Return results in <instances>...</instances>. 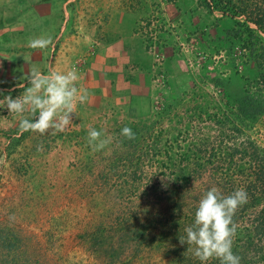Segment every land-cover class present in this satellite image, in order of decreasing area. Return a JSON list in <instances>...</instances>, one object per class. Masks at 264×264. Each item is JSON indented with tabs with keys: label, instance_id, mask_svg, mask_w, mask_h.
<instances>
[{
	"label": "rangeland",
	"instance_id": "obj_1",
	"mask_svg": "<svg viewBox=\"0 0 264 264\" xmlns=\"http://www.w3.org/2000/svg\"><path fill=\"white\" fill-rule=\"evenodd\" d=\"M123 2L126 63L107 87L86 78V53L72 56L99 32L68 33L61 73L75 69L88 100L64 131L21 133L0 108V264H201L180 238L212 186L247 190L232 251L264 264V0ZM90 128L111 143L94 151Z\"/></svg>",
	"mask_w": 264,
	"mask_h": 264
},
{
	"label": "crops",
	"instance_id": "obj_2",
	"mask_svg": "<svg viewBox=\"0 0 264 264\" xmlns=\"http://www.w3.org/2000/svg\"><path fill=\"white\" fill-rule=\"evenodd\" d=\"M125 5L128 3L123 0H0V94L29 87L26 77L32 69L41 73L64 71L71 57V52L66 58L64 53L68 50L65 45L73 38L68 37L73 23L99 32L92 45L85 36L72 46V56L86 53V78L104 81L107 87L110 69L117 67L121 72L126 63L124 32H130L132 24L125 17L133 18L134 14L125 12ZM41 36H51L53 46H28L30 39ZM133 42L134 50L129 56L140 64L141 47L135 39ZM92 46L93 52L89 51Z\"/></svg>",
	"mask_w": 264,
	"mask_h": 264
},
{
	"label": "clouds",
	"instance_id": "obj_3",
	"mask_svg": "<svg viewBox=\"0 0 264 264\" xmlns=\"http://www.w3.org/2000/svg\"><path fill=\"white\" fill-rule=\"evenodd\" d=\"M28 46L45 49L53 46V39L51 36L32 38ZM26 79L30 86L22 95L16 98L9 95L0 100V108L6 107L9 113L22 117L19 122L21 133L32 131L44 135L50 129L62 132L72 123L71 114L75 113L76 104L88 100V91L78 90L75 86L78 80L75 69L66 73L52 71L49 75L32 69ZM25 112L30 114V118L23 117ZM120 134L129 140L135 138V133L129 127L122 128ZM88 143L94 151H98L111 143V138L106 137L103 131L90 128ZM248 199L245 188L224 195L220 188L212 186L200 199L194 224L184 229L186 238L181 237L180 243L194 246L190 250L201 264H207L214 258L220 264H240L241 258L232 251L236 233L233 217Z\"/></svg>",
	"mask_w": 264,
	"mask_h": 264
},
{
	"label": "trees",
	"instance_id": "obj_4",
	"mask_svg": "<svg viewBox=\"0 0 264 264\" xmlns=\"http://www.w3.org/2000/svg\"><path fill=\"white\" fill-rule=\"evenodd\" d=\"M252 23L258 25V26H262L263 21L262 19H254V20H250Z\"/></svg>",
	"mask_w": 264,
	"mask_h": 264
}]
</instances>
